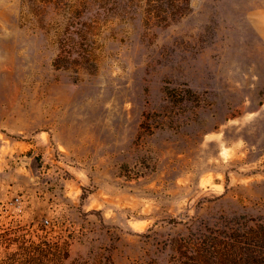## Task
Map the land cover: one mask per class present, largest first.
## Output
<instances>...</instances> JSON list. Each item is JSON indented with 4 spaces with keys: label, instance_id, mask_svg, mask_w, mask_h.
Here are the masks:
<instances>
[{
    "label": "rangeland",
    "instance_id": "obj_1",
    "mask_svg": "<svg viewBox=\"0 0 264 264\" xmlns=\"http://www.w3.org/2000/svg\"><path fill=\"white\" fill-rule=\"evenodd\" d=\"M257 223L264 0H0V263L237 264Z\"/></svg>",
    "mask_w": 264,
    "mask_h": 264
},
{
    "label": "trees",
    "instance_id": "obj_2",
    "mask_svg": "<svg viewBox=\"0 0 264 264\" xmlns=\"http://www.w3.org/2000/svg\"><path fill=\"white\" fill-rule=\"evenodd\" d=\"M171 15H183L189 9L190 0H168ZM59 60V59H58ZM237 264H264V224L257 223L241 235ZM16 250L0 264H61L68 257L56 245L32 241L26 238L12 239Z\"/></svg>",
    "mask_w": 264,
    "mask_h": 264
}]
</instances>
